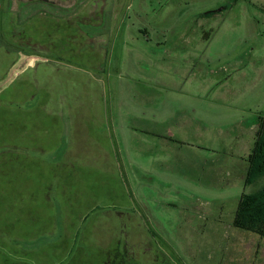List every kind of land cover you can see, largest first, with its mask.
<instances>
[{"label":"rangeland","instance_id":"1","mask_svg":"<svg viewBox=\"0 0 264 264\" xmlns=\"http://www.w3.org/2000/svg\"><path fill=\"white\" fill-rule=\"evenodd\" d=\"M35 1L0 0V264H264V0Z\"/></svg>","mask_w":264,"mask_h":264},{"label":"trees","instance_id":"2","mask_svg":"<svg viewBox=\"0 0 264 264\" xmlns=\"http://www.w3.org/2000/svg\"><path fill=\"white\" fill-rule=\"evenodd\" d=\"M258 128L255 145L247 159L246 185H253L264 176V118L258 119ZM232 226L264 240V186L254 194L242 195Z\"/></svg>","mask_w":264,"mask_h":264},{"label":"crops","instance_id":"3","mask_svg":"<svg viewBox=\"0 0 264 264\" xmlns=\"http://www.w3.org/2000/svg\"><path fill=\"white\" fill-rule=\"evenodd\" d=\"M38 1H40V0H37V1H35L34 2V4H32V7H40V6H42V5H46V7H48V8H50L51 6H53L51 3H45V1L41 4V2H38ZM111 136V135H110ZM111 139H112V137H111ZM254 139L256 140V138L254 137ZM253 139V140H254ZM113 144V143H112ZM254 144H255V141H254ZM113 150V149H112ZM115 152V151H114ZM243 180H244V182H245V177L243 178ZM255 241V243H256V247H259L261 244H263L264 245V240H260V239H258V241H256V240H254ZM249 242V239H247L246 240V242H244L242 245H239V244H241V243H239L238 244V246H242V248L244 249V250H246V251H250V250H248L247 248H246V243H248ZM233 246V245H232ZM234 247V246H233ZM262 253H263V251H262ZM262 253H261V255H262Z\"/></svg>","mask_w":264,"mask_h":264}]
</instances>
